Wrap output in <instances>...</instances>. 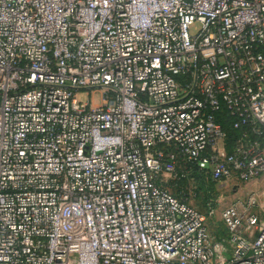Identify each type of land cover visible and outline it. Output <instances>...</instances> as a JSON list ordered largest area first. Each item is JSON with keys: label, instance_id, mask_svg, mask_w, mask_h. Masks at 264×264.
Returning a JSON list of instances; mask_svg holds the SVG:
<instances>
[{"label": "built area", "instance_id": "built-area-1", "mask_svg": "<svg viewBox=\"0 0 264 264\" xmlns=\"http://www.w3.org/2000/svg\"><path fill=\"white\" fill-rule=\"evenodd\" d=\"M190 165L264 177V0H0V264H264L259 214L216 245L172 193Z\"/></svg>", "mask_w": 264, "mask_h": 264}, {"label": "rangeland", "instance_id": "rangeland-1", "mask_svg": "<svg viewBox=\"0 0 264 264\" xmlns=\"http://www.w3.org/2000/svg\"><path fill=\"white\" fill-rule=\"evenodd\" d=\"M81 98H84V96L82 95ZM91 98H96V101H98L99 95L91 93ZM180 181L169 183L175 185L171 186L170 190L176 196H182L206 215V223L213 244H220L226 235L221 214L222 210L228 206L237 205L241 212H253L264 219V177L248 183L226 184L222 187H215V190L211 192V198L215 202L216 208L211 215H209L206 206L210 195L204 192L202 184L196 185L192 181L179 183ZM228 258V256H225L224 250L218 248L215 264H224Z\"/></svg>", "mask_w": 264, "mask_h": 264}, {"label": "trees", "instance_id": "trees-1", "mask_svg": "<svg viewBox=\"0 0 264 264\" xmlns=\"http://www.w3.org/2000/svg\"><path fill=\"white\" fill-rule=\"evenodd\" d=\"M228 132H229V128H228ZM230 134H232V133L230 132ZM189 171H190V176L181 179V181L179 183L185 182V181H192L196 185H201L202 184L204 192H206V193H208V195H210L209 198L207 199V202H206L207 209H208L210 204L213 205L216 208L215 202L211 198V192L215 190L216 186L213 183H211L210 179L204 174V172H201L196 166L190 165L189 166ZM171 186H175V185L174 184H172V185L169 184V187H171ZM178 196L183 198L180 195H178ZM221 242H222V240H221Z\"/></svg>", "mask_w": 264, "mask_h": 264}, {"label": "crops", "instance_id": "crops-1", "mask_svg": "<svg viewBox=\"0 0 264 264\" xmlns=\"http://www.w3.org/2000/svg\"><path fill=\"white\" fill-rule=\"evenodd\" d=\"M222 240H223V239H222ZM221 249L224 250L225 256H228V257H229L230 253H229V249H228V247H227L226 245H224V247L221 248Z\"/></svg>", "mask_w": 264, "mask_h": 264}]
</instances>
